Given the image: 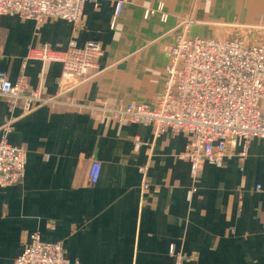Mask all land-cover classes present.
Wrapping results in <instances>:
<instances>
[{"label":"crops","instance_id":"0c3cea01","mask_svg":"<svg viewBox=\"0 0 264 264\" xmlns=\"http://www.w3.org/2000/svg\"><path fill=\"white\" fill-rule=\"evenodd\" d=\"M244 27L264 41V0H101L84 4L79 24L0 17V72L55 99L23 116L0 96V140L13 120L6 142L26 153L22 181L0 188V264H14L33 233L60 243L73 264H174L170 248L184 264H264V140H252L244 160L237 148L193 177L187 134L155 137L110 115L156 106L179 37L220 40ZM89 42L102 56L82 82L61 85L60 64L26 60L30 49Z\"/></svg>","mask_w":264,"mask_h":264},{"label":"built area","instance_id":"2783aa9c","mask_svg":"<svg viewBox=\"0 0 264 264\" xmlns=\"http://www.w3.org/2000/svg\"><path fill=\"white\" fill-rule=\"evenodd\" d=\"M87 2L98 7L101 0H0V17L16 16L31 20L37 26L46 20L79 24ZM122 8L121 2L115 4V19ZM151 13L147 12L145 17ZM241 29L247 34L220 40L179 37L166 52L165 85L156 106L151 109L141 104L129 105L110 115L116 120L150 126L155 137L166 131L187 134L190 140L182 158L190 164L193 177L202 165H218L237 148L240 150L238 157L244 160L250 142L264 140L261 117L264 41L251 40L248 32L252 28ZM101 56L102 49L97 43L89 42L81 49L70 43L61 52L48 47L30 49L26 60L60 64L63 71L59 84L63 85L70 76L79 82L90 77ZM0 96L7 98L11 106H18L23 116L55 102V99L44 98L40 92L29 90L23 78L12 84L1 72ZM12 122L8 120L2 129L0 188L17 185L24 177L26 153L22 148L9 145L5 139ZM99 171V164L92 163L88 172L89 184L97 183ZM140 171L144 173L145 169ZM169 252L174 256V264H184L173 248ZM14 264L73 263L65 258L60 243H44L38 233H33Z\"/></svg>","mask_w":264,"mask_h":264},{"label":"rangeland","instance_id":"374dc122","mask_svg":"<svg viewBox=\"0 0 264 264\" xmlns=\"http://www.w3.org/2000/svg\"><path fill=\"white\" fill-rule=\"evenodd\" d=\"M252 30V29H251ZM233 36H235V35H230V36H228L227 38H229V37H233ZM177 41V40H176Z\"/></svg>","mask_w":264,"mask_h":264}]
</instances>
